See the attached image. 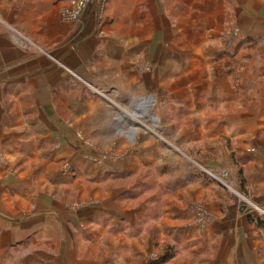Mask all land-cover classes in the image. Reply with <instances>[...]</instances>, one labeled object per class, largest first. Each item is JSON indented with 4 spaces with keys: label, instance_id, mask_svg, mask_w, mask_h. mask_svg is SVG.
I'll use <instances>...</instances> for the list:
<instances>
[{
    "label": "crops",
    "instance_id": "obj_1",
    "mask_svg": "<svg viewBox=\"0 0 264 264\" xmlns=\"http://www.w3.org/2000/svg\"><path fill=\"white\" fill-rule=\"evenodd\" d=\"M60 3L0 0V264H149L143 260L150 248L133 233L157 197L149 195L135 210L126 207L136 190L151 188L143 168L155 169L153 189L166 192L162 231L198 257L197 264H264V231L250 222L252 209L264 211V112L254 125L233 117L239 103L228 84L206 81L192 103L195 132L176 139L196 143L202 165L229 172L233 191L254 204L243 213L226 189L189 174L151 136L137 135L142 144L131 149L118 125L123 119L84 88L65 86L74 96L60 101L53 84L62 73L45 71L43 52L45 41L54 43L71 28L61 21ZM139 102L133 106L139 109ZM113 150L116 158L96 157ZM193 202L212 215L210 226L193 224Z\"/></svg>",
    "mask_w": 264,
    "mask_h": 264
},
{
    "label": "rangeland",
    "instance_id": "obj_2",
    "mask_svg": "<svg viewBox=\"0 0 264 264\" xmlns=\"http://www.w3.org/2000/svg\"><path fill=\"white\" fill-rule=\"evenodd\" d=\"M58 1L62 2L61 21L71 28L54 43L51 39L44 42L45 71L62 73L53 84L54 91L60 93L61 102H72L74 90L68 93L64 87L76 85L92 100L107 103L114 117L123 119L118 125L131 149L133 142L142 144L137 135L151 136L162 146L160 151H171L192 176L198 173L209 178L218 172L201 164L196 143L186 146L176 141L178 135L195 132L197 109L192 103L202 96L198 88L207 82L231 88L239 103L232 110L233 117L250 119L253 125L260 121L264 112V0ZM137 99L139 109L133 106ZM58 107L61 114L68 112L65 106ZM228 115L229 111H221V117ZM117 155L113 150L96 157L107 160ZM142 170L148 179L145 186L151 188L136 190L126 207L135 210L149 195L157 197L133 233H139L137 238L150 248L143 261L158 264L169 256L164 264H197L198 257L182 251L162 231L166 192L153 189L159 183L155 169ZM218 173L228 174L223 184L212 181L235 197L243 213L250 212L253 202L243 191H233L229 172ZM138 196L140 200L134 199ZM190 209L195 226L204 229L213 222L201 203L193 202ZM252 210L250 216L264 219V211ZM133 236L125 239L127 243H133Z\"/></svg>",
    "mask_w": 264,
    "mask_h": 264
},
{
    "label": "trees",
    "instance_id": "obj_3",
    "mask_svg": "<svg viewBox=\"0 0 264 264\" xmlns=\"http://www.w3.org/2000/svg\"><path fill=\"white\" fill-rule=\"evenodd\" d=\"M250 222L256 224V226H258V228L262 229L264 231V219L262 218H257L254 219L252 218V216H250ZM165 258V259H164ZM158 264H164L165 262H167V260H169V256H165Z\"/></svg>",
    "mask_w": 264,
    "mask_h": 264
},
{
    "label": "built area",
    "instance_id": "obj_4",
    "mask_svg": "<svg viewBox=\"0 0 264 264\" xmlns=\"http://www.w3.org/2000/svg\"><path fill=\"white\" fill-rule=\"evenodd\" d=\"M86 1V0H85ZM210 177L223 184V181L227 178L228 174L226 173H210ZM256 210H260L257 207L255 208Z\"/></svg>",
    "mask_w": 264,
    "mask_h": 264
}]
</instances>
